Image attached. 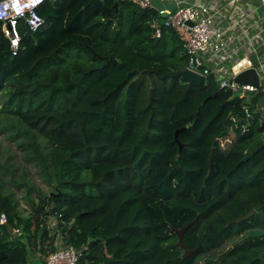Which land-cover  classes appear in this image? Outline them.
I'll use <instances>...</instances> for the list:
<instances>
[{"label":"trees","instance_id":"trees-1","mask_svg":"<svg viewBox=\"0 0 264 264\" xmlns=\"http://www.w3.org/2000/svg\"><path fill=\"white\" fill-rule=\"evenodd\" d=\"M88 1H44L38 29L19 20L15 55L0 21V119H15L52 188L28 192L24 213L0 182V215L20 231L0 223V264H28V253L43 264L54 250L46 216L58 213L67 244L84 248L78 264H200L244 234L217 264H264L260 91L161 79L188 63L177 33L153 36L156 12L131 1ZM189 222L183 258L175 230Z\"/></svg>","mask_w":264,"mask_h":264},{"label":"built area","instance_id":"built-area-1","mask_svg":"<svg viewBox=\"0 0 264 264\" xmlns=\"http://www.w3.org/2000/svg\"><path fill=\"white\" fill-rule=\"evenodd\" d=\"M46 0H0L1 30L10 41L13 55L18 50L19 33L16 26L22 20L29 29L36 30L43 23L37 13V7ZM142 9H152L156 17L152 21L153 36L159 37L161 28L173 29L182 42L188 55L186 68L202 75L203 80L212 77L221 89H229L242 97L247 92L259 90L263 102L257 109L264 114V12L261 19L248 18V13L238 8L237 16L225 15L221 6L195 2L184 4L182 0H160L173 3L175 7L158 8L152 0H128ZM262 4L264 0H260ZM247 7L248 5H244ZM255 26V34H248L250 22ZM258 49V50H257ZM251 54L256 57L255 66ZM254 68L258 76V85L240 84L234 81L241 71ZM247 114V109L244 111ZM6 222V215L1 213L0 223ZM46 225L54 236V250L45 258L43 264H78L83 247L68 245L62 226L66 223L61 213L48 214ZM13 232L20 234L18 228Z\"/></svg>","mask_w":264,"mask_h":264},{"label":"rangeland","instance_id":"rangeland-1","mask_svg":"<svg viewBox=\"0 0 264 264\" xmlns=\"http://www.w3.org/2000/svg\"><path fill=\"white\" fill-rule=\"evenodd\" d=\"M263 102V100L261 101ZM261 115V114H260ZM263 115V113H262ZM8 117V116H6ZM0 119V182L2 190L11 194L17 207L24 213L29 211L28 192L31 198L37 197L38 192L48 193L52 191L51 186L46 184V168L43 167L35 155L30 151V156L34 157L30 160L25 158V154L19 143L23 139L14 133L16 129L11 125L15 122L14 118H10L2 125ZM228 141L222 140L225 147ZM44 152V150H39ZM246 234L234 238L231 242L225 244L221 250L209 253L199 258L200 264H217L220 254L240 244L245 239ZM262 238V236H260ZM32 264H36L33 261Z\"/></svg>","mask_w":264,"mask_h":264},{"label":"water","instance_id":"water-1","mask_svg":"<svg viewBox=\"0 0 264 264\" xmlns=\"http://www.w3.org/2000/svg\"><path fill=\"white\" fill-rule=\"evenodd\" d=\"M93 0H89L87 4H90ZM152 3L157 6L158 8H163V7H167L168 9H173L175 7V5L173 3H168V4H163L160 0H152ZM263 6H264V3H263ZM114 7L116 9L117 7V3L114 4ZM106 62L105 64H112V63H115L116 60L113 59V58H109V57H104ZM250 58L252 59L254 65L256 66L257 65V61H256V57L254 54H251ZM165 77H180L182 78L187 84L188 86H195V85H200L202 82H203V77L202 75H200L199 73H196V72H193L191 71L190 69L186 68V67H183V68H178L176 71L174 72H167L163 75L160 76L161 79H164ZM234 81L240 83V84H245V83H251V84H254L255 86L258 85V76H257V73L255 71L254 68H249V69H245L243 71H241L240 73H238L235 78H234ZM217 95V92H214L213 94H211L210 96H208L205 100H207L208 98L210 97H215ZM151 99H152V90L150 91V101H149V106H151ZM185 127H182V128H179L177 129L175 132H174V140L178 143L179 145V151L181 150L182 148V144L179 143V140H178V133L184 129ZM212 154H213V150H211L209 152V155H208V161H209V164L211 163V159H212ZM59 194L56 193L54 195H57ZM255 213V210L254 209H250L248 212H246L244 215L236 218L234 220L235 223H239L241 221H244L246 219H248L250 216H252L253 214ZM6 228H7V231L9 233V235L12 237V238H15L16 237V233L13 232V227L7 223V222H4L3 223ZM191 225V222L187 223L186 225H184L183 227H181L180 229H176L175 230V233L178 237V245L183 249V254H182V257L183 258H186L188 255H190L191 253L194 252V250H190L187 248L186 244L183 243L182 239H183V234L185 232V230ZM3 254V252H0V259H1V255ZM30 264V263H28ZM40 264V263H38Z\"/></svg>","mask_w":264,"mask_h":264},{"label":"crops","instance_id":"crops-1","mask_svg":"<svg viewBox=\"0 0 264 264\" xmlns=\"http://www.w3.org/2000/svg\"><path fill=\"white\" fill-rule=\"evenodd\" d=\"M184 4H192L195 2H200V3H207V4H211V5H215V6H221V10L225 15H231V14H235L237 16V12H238V8L243 9L244 12L248 13V18L252 17L254 19H262V14L264 12V6L262 4V2H260V0H182ZM165 4H168V2H165ZM244 5H248L247 7H245ZM250 23V27L247 28L248 34L252 35L255 34L256 32V28L255 26ZM258 50V49H257ZM28 260L29 263H33L36 262V264H38V257L39 254L35 253V254H31L28 253Z\"/></svg>","mask_w":264,"mask_h":264}]
</instances>
